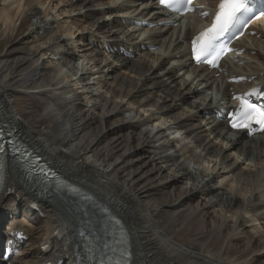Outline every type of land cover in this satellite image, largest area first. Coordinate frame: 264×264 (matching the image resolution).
<instances>
[{
    "label": "bare ground",
    "instance_id": "1",
    "mask_svg": "<svg viewBox=\"0 0 264 264\" xmlns=\"http://www.w3.org/2000/svg\"><path fill=\"white\" fill-rule=\"evenodd\" d=\"M27 13L35 21L23 40L37 45L13 44L15 59L0 56L4 139L11 131L35 144L50 165L113 210L127 229L131 264H264V134L228 133L214 118L222 105L213 97L228 103L231 87L264 86L262 29L260 39L239 43L246 49L242 65H223L234 77L254 78L232 85L229 76L216 79L191 65L186 41L202 21L189 18L185 29L160 25L154 0H0L5 37L19 35ZM144 21L155 26L137 25ZM14 96L32 103L22 112ZM207 164L212 168L191 166ZM19 175L10 161L12 190L0 195V230L9 221L0 253L11 232L30 235L11 264L54 255L69 264L85 236L95 242L116 230L87 214L89 202L78 201L81 211H73L68 197ZM31 215L36 232L26 226ZM81 228L89 233L79 235ZM99 228L107 232L96 235Z\"/></svg>",
    "mask_w": 264,
    "mask_h": 264
},
{
    "label": "snow or ice",
    "instance_id": "2",
    "mask_svg": "<svg viewBox=\"0 0 264 264\" xmlns=\"http://www.w3.org/2000/svg\"><path fill=\"white\" fill-rule=\"evenodd\" d=\"M152 2L153 0H149V3ZM155 3L161 12L166 9L181 16H185L189 12H198L200 18L209 19V26L191 38L190 52L191 58L196 64H206L215 68L220 66L218 61L226 54V51H233L227 45L224 48L218 46L217 42L221 37L238 25H246L253 21L264 22V7L254 11L253 0H218L215 11L211 13L203 10L205 7L203 4L199 6V9L193 7L194 0H155ZM41 7H45V5H41ZM188 79L191 80L192 77L189 76ZM253 95H264V93L252 89L244 96L234 97L240 100V108L236 112L227 114V123L231 129L246 130L249 136L253 135L255 131H264V105L251 103L249 97ZM2 115L4 113H0V116ZM253 125L258 127L253 128ZM176 135L179 136L180 134L176 133ZM3 137L4 132L0 127V190H12L7 186L6 179V157L11 155L12 169L20 174L18 179L23 178L25 183L33 187H39L42 191L63 194V196L69 198L68 202L72 205V210L76 212L81 211L78 201L89 202L87 214L90 217H95L97 224L107 221L124 235H127V229L124 228L122 221L113 213V210L105 206L94 195L82 192L79 187L71 182L72 176L50 165L47 159L37 150L35 144L29 145L22 138L11 135L10 131V138L6 146ZM216 142L219 143V141ZM232 155H235V153L233 152ZM193 167L211 169L212 165H193ZM235 187L236 185L233 184L229 191H232ZM121 257L122 260L118 261V264H131L130 242L121 252ZM100 264H103V261Z\"/></svg>",
    "mask_w": 264,
    "mask_h": 264
},
{
    "label": "rangeland",
    "instance_id": "3",
    "mask_svg": "<svg viewBox=\"0 0 264 264\" xmlns=\"http://www.w3.org/2000/svg\"><path fill=\"white\" fill-rule=\"evenodd\" d=\"M29 13V12H28ZM25 14V20H20L19 23L17 24V28L19 27V35L17 37H15V33H10V34H3V26L0 23V56H2L4 59H9V60H13L15 59V53L10 51V47L15 44H21L23 48L27 47V48H31L34 45H37V43L34 41L33 44L29 43L26 40H23L25 35H28L30 29H31V25L34 23L35 19L32 17L30 18L28 15ZM21 23L20 26H18ZM2 30V32H1ZM46 30H41V33L45 32ZM16 38V39H15ZM6 47V48H5ZM9 47V48H8ZM180 77L186 78V75H183V73H179L178 74ZM14 102L16 105H18L19 110L20 111H25L26 107L28 106V104L32 103L31 100L28 97H19V98H15V96L13 97ZM23 107V108H22ZM125 115V114H124ZM123 115V116H124ZM190 165V164H189ZM193 166V165H191ZM5 225L9 223V221L5 220ZM3 223V224H4ZM7 226V225H6Z\"/></svg>",
    "mask_w": 264,
    "mask_h": 264
}]
</instances>
